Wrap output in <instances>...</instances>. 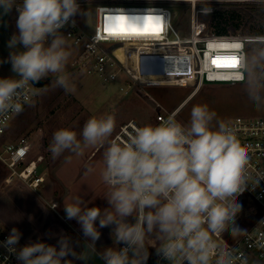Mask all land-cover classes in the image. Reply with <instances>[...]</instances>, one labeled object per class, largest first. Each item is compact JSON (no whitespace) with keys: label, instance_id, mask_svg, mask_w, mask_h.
Here are the masks:
<instances>
[{"label":"clouds","instance_id":"obj_1","mask_svg":"<svg viewBox=\"0 0 264 264\" xmlns=\"http://www.w3.org/2000/svg\"><path fill=\"white\" fill-rule=\"evenodd\" d=\"M13 9L16 31L0 64L10 63L14 75L0 78V113L23 111L29 83L54 77L56 87L75 90L66 73L71 52L61 30L83 14L78 0H0V19ZM242 74L258 105L264 65L253 63L249 71L246 64ZM216 116L207 105H194L187 123L173 112L157 125H133L126 140L111 139L114 114L88 119L82 142L84 147L105 146L101 176L107 191L102 198L108 207H89L82 197L64 205L65 218L80 225L82 241L61 233L54 245L38 239L18 248L22 233L13 227L0 246L19 264H88L96 257L103 264H146L154 238L157 255L170 264H237L241 256L214 237L228 233L235 238L246 231L236 218L242 210L238 198L247 188L248 156L235 130ZM82 142L75 131L62 128L53 133L48 150L53 159L65 151L82 155ZM106 227L118 247L98 249L100 229Z\"/></svg>","mask_w":264,"mask_h":264},{"label":"rangeland","instance_id":"obj_2","mask_svg":"<svg viewBox=\"0 0 264 264\" xmlns=\"http://www.w3.org/2000/svg\"><path fill=\"white\" fill-rule=\"evenodd\" d=\"M168 5L171 7L172 15H175L173 23L175 29L183 36H188L191 24L190 5L185 2H168ZM196 9L198 10L196 18L199 37L212 41L213 36L209 30L212 13L205 11L208 9L207 6L201 4L197 5ZM82 12V15L76 16L77 23L80 26L85 24L86 28L92 31L93 13L90 9H84ZM17 15L13 9L11 14L0 19V59H6L9 55L7 41L16 31L15 18ZM138 18L123 17L117 24H113L112 28L108 22L105 27L128 33L158 30L155 23L158 18L155 17L150 21H137ZM234 39L236 40L234 44L238 45L246 55L249 71H251L253 63L264 65V48L252 49L250 55L252 46H249L248 51L250 42L264 43V36L256 37L251 28L242 27L235 32ZM66 44L67 50L71 52L66 73L69 74L75 90L66 93L62 88L56 87L54 77L50 78L48 86L34 87L33 100L22 112L10 120L6 127V134L2 139L3 143H7L18 137H27L31 142L28 161L34 160L40 155L44 157L41 174H44L45 182L36 192L29 190L20 181L6 185L4 178L7 171L0 163V224L9 233L13 227L22 233L18 248L29 241L38 239L54 245L61 233L66 234V228L78 235L81 241L83 240L81 229L71 220H67L66 223L64 205L69 192L68 183L73 186L71 188L75 191V195L83 193L87 197L89 207H108L107 201L102 198L107 191V186L103 184L101 176L105 146L84 147L82 142L81 132L88 119L114 114L116 128L113 133L122 123L129 120L136 121L140 126L154 125L157 113L174 110L195 89V84H191L194 83L191 78L195 77V69L191 63L187 62L181 63L179 69L176 62L162 64V70L158 69V66L155 67L154 73L150 74L153 75V83L150 85L141 82L140 86L131 92L126 80L132 86L133 81L131 77H127V73L120 74L114 83L103 86L98 76L78 73L71 67L76 50L67 39ZM215 46L218 47V44ZM137 48L132 51L131 47L118 45L115 46V51L121 58L123 55L130 56L125 63V66L129 68L128 65H132L131 56L134 54L137 58L141 50L140 47ZM145 69L146 66L139 63L137 72L132 71L131 67L129 71L138 78L139 73ZM12 75L14 74L11 71L10 63L0 64V78ZM181 79H186L188 84L186 85ZM125 92L130 93L125 94ZM194 105H207L211 111L217 114L216 119L225 123L237 116L264 118V93H261V99L257 105L248 94L245 77L244 80L238 82L233 79L226 82L205 80L181 106L178 114L180 122L187 123L190 120L191 109ZM62 128L77 133L78 140L82 142V155L65 151L61 156L53 159L48 150L49 145L53 133ZM89 166L93 169L91 172L88 171ZM51 202L57 203L55 210L49 207ZM107 232L108 239L102 247H118L113 243L110 234L111 228L108 227ZM103 236L101 233L100 238ZM148 244L150 248L147 260L159 241L150 238ZM97 248L101 249L98 245ZM91 261L94 264H103L100 259L93 258Z\"/></svg>","mask_w":264,"mask_h":264},{"label":"built area","instance_id":"obj_3","mask_svg":"<svg viewBox=\"0 0 264 264\" xmlns=\"http://www.w3.org/2000/svg\"><path fill=\"white\" fill-rule=\"evenodd\" d=\"M78 2L82 10H91L94 22L92 31H89L85 24L80 26L77 21L74 26L68 25L61 30L77 52L72 61V67L78 73L98 76L103 86L114 83L120 74L127 73V77H131L133 81L132 86L126 80L130 92L140 85L136 79L132 78L129 68L125 66L126 59L130 56L123 55L121 58L115 51V46L118 45L135 47L155 44L165 48L184 46L190 48L197 64L198 86L205 80L210 82L244 80L242 73L247 64L244 51L239 47H231L235 45L234 38L213 37L212 41L201 39L198 34L196 8L201 4L211 9L212 13L213 8L225 6L264 7V0H195V2L193 0H78ZM168 2H185L190 5L191 24L188 36H183L175 29L173 25L175 15H172ZM114 17H139L137 21H150L155 17L163 18L158 23L155 21L158 29L162 28V30L120 32L110 29L113 27ZM106 22L111 24L110 28L105 27ZM216 44L218 47L215 46ZM228 56L237 57L238 65L232 67L222 59ZM214 60L216 63H213ZM33 88L34 85L29 83L25 89L29 103H24L23 110L33 100ZM180 108L181 106H178L172 111L157 113L154 125L159 124L173 112H177L176 118L179 121ZM17 114L19 113L14 111L0 113V163L7 171L4 183L10 185L14 181H20L29 190L36 192L45 182V176L41 174L39 166L44 157L40 155L28 161L31 144L27 137H18L7 143L2 141L8 123ZM226 124L235 130L237 139L248 156L245 166L247 188L238 198L242 210L236 218L238 227L246 231L235 238L225 233L222 239L216 237L214 239L241 256L242 259L237 264H264V247L260 246L264 244V118L237 116ZM133 125L142 127L136 121L129 120L119 126L111 139L126 140ZM49 207L55 210L57 203L51 202ZM8 235L7 229L0 224V242H3ZM158 246L159 244L156 247ZM0 264H19V262L12 252L0 246ZM146 264H170V262L157 255L154 249L152 255L146 260Z\"/></svg>","mask_w":264,"mask_h":264},{"label":"crops","instance_id":"obj_4","mask_svg":"<svg viewBox=\"0 0 264 264\" xmlns=\"http://www.w3.org/2000/svg\"><path fill=\"white\" fill-rule=\"evenodd\" d=\"M137 47H140V49H141L140 52L138 53V57L136 58L134 56V54H133V56H131L132 65L131 66L128 65V66H129V68L131 67V70L134 71V72L135 71L137 72L139 63H140V65L142 64V65L146 66V69L139 73V77L138 78L135 77L131 73V75L133 76L134 79L137 80L139 85L141 84V82H143V84H150V85L153 83V81H152L153 75H150V74L154 73V69H156L155 67H157V66H158V69L162 70L161 69V65L162 64H166L168 62H176L178 64V69H179L180 65H182L185 62H187V63H191L194 66V69H195V77L191 78V79L194 80V83H191V84H195L194 85L195 89L192 91V93H190V95H188L186 98H184V100L180 104H178V106H182L184 104V102L189 97H191V95L194 94L195 91L199 88V86L197 84V71H196V69H197L196 65L197 64H196L195 57L193 56V52H192V50L190 48H188L186 46H184V47H168V48H165V47H161L160 45L150 44V45H142V46L131 47L133 49L132 51H134L135 49H138ZM76 53L77 52L75 51V56H76ZM71 67H72V62H71ZM181 80L184 83H186V85L188 84L186 79L185 80L181 79ZM28 140H29V138H28ZM30 144H31V142H30ZM43 161L39 165L40 166V171H43ZM67 186L69 188L68 189L69 192H68L67 197L65 198L66 204L67 203H71L73 201V198H75V197H82L85 201H88L87 197L83 193H80L78 195L74 194L75 191L72 190L71 187H73V186H71V183H68ZM71 221L80 228V225L75 220H71ZM104 230H106V231H104ZM107 230H108V227L100 229L101 233L104 236L101 237L97 241V245L99 247H101V248H102L103 244L105 243V241L108 239ZM74 231H76V230L74 229ZM96 259L99 260L98 257H96ZM83 264H84V262H83ZM88 264H94V263L90 260L88 262Z\"/></svg>","mask_w":264,"mask_h":264},{"label":"trees","instance_id":"obj_5","mask_svg":"<svg viewBox=\"0 0 264 264\" xmlns=\"http://www.w3.org/2000/svg\"><path fill=\"white\" fill-rule=\"evenodd\" d=\"M216 8L211 14V21L209 25L210 34L214 38L218 39H231L235 37V32L242 27H249L254 31L256 37L264 36V7H230L225 6ZM256 26L258 27L256 29ZM252 46L250 49V55L252 49H262L264 43L262 42H250L248 45ZM247 51V52H248ZM249 64V62H248ZM251 65V63H250ZM66 234L70 235L73 240L79 239L69 228H66ZM77 251H81L82 248H77ZM71 259V257H69ZM75 264H83L82 261H76Z\"/></svg>","mask_w":264,"mask_h":264},{"label":"snow or ice","instance_id":"obj_6","mask_svg":"<svg viewBox=\"0 0 264 264\" xmlns=\"http://www.w3.org/2000/svg\"><path fill=\"white\" fill-rule=\"evenodd\" d=\"M120 19H122V18H121V17H114V18H113V22H114V24H117V23L119 22ZM162 19H163V18H158L156 22L158 23V22H160ZM158 30H162V28H161V29H158ZM106 31H108V30L106 29ZM231 47H238V45H232ZM217 59H221V58H217ZM222 59H223L227 64H229V65L232 66V67H235V66L238 65V58L235 57V56H228V57H224V58H222ZM213 63H216V60H214Z\"/></svg>","mask_w":264,"mask_h":264},{"label":"water","instance_id":"obj_7","mask_svg":"<svg viewBox=\"0 0 264 264\" xmlns=\"http://www.w3.org/2000/svg\"><path fill=\"white\" fill-rule=\"evenodd\" d=\"M49 80L50 78H47V79H43L37 83L34 84V87H37V88H42V87H46L49 85Z\"/></svg>","mask_w":264,"mask_h":264}]
</instances>
